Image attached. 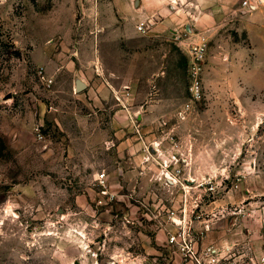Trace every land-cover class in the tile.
Wrapping results in <instances>:
<instances>
[{
  "label": "rangeland",
  "instance_id": "374dc122",
  "mask_svg": "<svg viewBox=\"0 0 264 264\" xmlns=\"http://www.w3.org/2000/svg\"><path fill=\"white\" fill-rule=\"evenodd\" d=\"M76 1L0 0V264H197L167 243L187 223L197 253L257 262L264 5L170 0L164 32L125 39L100 35L99 0ZM201 38L194 99L188 48ZM101 70L111 86L75 91Z\"/></svg>",
  "mask_w": 264,
  "mask_h": 264
},
{
  "label": "crops",
  "instance_id": "0c3cea01",
  "mask_svg": "<svg viewBox=\"0 0 264 264\" xmlns=\"http://www.w3.org/2000/svg\"><path fill=\"white\" fill-rule=\"evenodd\" d=\"M233 0H212L219 3V8L225 9ZM249 9H257L264 5V0H248ZM75 5L80 6L83 9L89 8V2L85 0L76 1ZM170 0H99L97 4V12H99L100 18L98 22V30H100V35L102 36L106 32L107 26H112L113 31L117 33L118 36H126L125 39L131 38L137 30L136 24L139 21H145L147 30L141 33H148L154 36L161 34L166 30V28L174 23L173 13L170 10L167 3ZM156 19L154 20L153 27L149 29L147 19ZM150 20V19H149ZM176 22V21H175ZM105 29V31H104ZM104 31V32H103ZM92 32V31H91ZM102 44L103 37L101 38ZM92 45V41L90 42ZM87 57L92 58V50H89ZM79 53V52H78ZM92 70L94 68L92 67ZM98 72V71H96ZM101 77H92L90 80L87 78H82L85 82V87H88L89 90L93 89L94 85L101 84L106 87L111 86L109 78L104 74V71L101 70ZM128 87V85H126ZM125 87V88H127ZM182 264H194L193 261L187 260ZM244 264H250L246 262Z\"/></svg>",
  "mask_w": 264,
  "mask_h": 264
},
{
  "label": "built area",
  "instance_id": "2783aa9c",
  "mask_svg": "<svg viewBox=\"0 0 264 264\" xmlns=\"http://www.w3.org/2000/svg\"><path fill=\"white\" fill-rule=\"evenodd\" d=\"M242 4L249 7L248 0H242ZM137 30L144 32L147 30L146 22L139 21L136 24ZM204 38V37H203ZM207 45L204 39H199L193 42L188 48V78H189V91L190 95L194 99H198L202 94V73L204 70V61L206 58ZM50 81V79H48ZM188 105V104H187ZM167 160L174 161L178 160L176 155L172 154ZM167 168L168 162L164 161ZM105 172L102 171L97 174L96 179L98 184L102 186L101 193L105 194L107 192L105 183ZM100 202V199L98 200ZM190 226L184 225L180 230L176 232H170L167 237V243L176 244L181 253L186 257L193 259L197 264H219L220 257H218V251L213 246H205L201 248V251L197 253L196 247L197 242L194 239L190 231ZM202 232V231H201ZM253 264H264V254L258 257L257 262Z\"/></svg>",
  "mask_w": 264,
  "mask_h": 264
},
{
  "label": "water",
  "instance_id": "95a60500",
  "mask_svg": "<svg viewBox=\"0 0 264 264\" xmlns=\"http://www.w3.org/2000/svg\"><path fill=\"white\" fill-rule=\"evenodd\" d=\"M85 82L82 78L80 77H75L74 78V88L75 91H80L81 89H83L85 87Z\"/></svg>",
  "mask_w": 264,
  "mask_h": 264
}]
</instances>
